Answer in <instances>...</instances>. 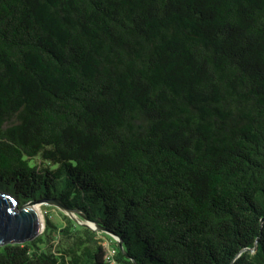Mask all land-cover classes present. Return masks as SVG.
Instances as JSON below:
<instances>
[{
    "label": "trees",
    "instance_id": "1",
    "mask_svg": "<svg viewBox=\"0 0 264 264\" xmlns=\"http://www.w3.org/2000/svg\"><path fill=\"white\" fill-rule=\"evenodd\" d=\"M0 183L112 233L0 264H264V0H0Z\"/></svg>",
    "mask_w": 264,
    "mask_h": 264
},
{
    "label": "water",
    "instance_id": "2",
    "mask_svg": "<svg viewBox=\"0 0 264 264\" xmlns=\"http://www.w3.org/2000/svg\"><path fill=\"white\" fill-rule=\"evenodd\" d=\"M42 202L53 205L81 225L112 234L106 231L102 226L86 218H84V222H79L76 220V217L73 216V214H77L78 211L66 207L58 199H33L18 206L16 198L6 191H0V244L6 242H23L40 234L43 222L39 212L35 208V204ZM118 241L119 249L124 252L122 242L120 240ZM255 249L256 247H254V250Z\"/></svg>",
    "mask_w": 264,
    "mask_h": 264
},
{
    "label": "rangeland",
    "instance_id": "3",
    "mask_svg": "<svg viewBox=\"0 0 264 264\" xmlns=\"http://www.w3.org/2000/svg\"><path fill=\"white\" fill-rule=\"evenodd\" d=\"M32 162L35 163L36 165H39L40 167H43L44 165H46V163L39 157H36L34 160H32ZM6 187L10 188V186H7L3 183H0V191H5L4 189ZM39 208H40V214H41L42 222H43L42 230L40 233H42L44 230L46 218L48 220H50L52 222V224L55 226H60L63 224V222H64L63 214H65V213H63L61 210H59L58 208H56L53 205H50L46 202L40 203ZM73 216L76 217V220H78L79 222H81V221L84 222V219L80 218L77 214H73ZM90 229H92L94 231L97 230V229H93V228H90ZM96 236L99 240H101V242H103V244L106 248H110L111 246L114 245L112 243L110 236L104 235L103 233H97ZM55 241H53V243Z\"/></svg>",
    "mask_w": 264,
    "mask_h": 264
},
{
    "label": "built area",
    "instance_id": "4",
    "mask_svg": "<svg viewBox=\"0 0 264 264\" xmlns=\"http://www.w3.org/2000/svg\"><path fill=\"white\" fill-rule=\"evenodd\" d=\"M112 237H113V239L115 240V241H118V238L117 237H115V236H113L112 235ZM115 255V250H114V248H107V252H106V256H105V261H106V264H118L117 262H116V260L114 259V256Z\"/></svg>",
    "mask_w": 264,
    "mask_h": 264
},
{
    "label": "bare ground",
    "instance_id": "5",
    "mask_svg": "<svg viewBox=\"0 0 264 264\" xmlns=\"http://www.w3.org/2000/svg\"><path fill=\"white\" fill-rule=\"evenodd\" d=\"M39 206H40V203L35 204V208L37 209V211H38L39 214H40V208H39ZM40 216H41V214H40ZM41 218H42V217H41Z\"/></svg>",
    "mask_w": 264,
    "mask_h": 264
}]
</instances>
